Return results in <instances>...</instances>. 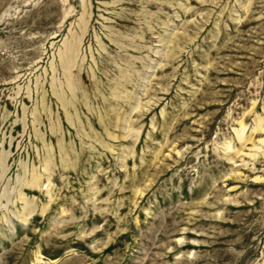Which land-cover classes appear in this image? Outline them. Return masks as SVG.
Returning <instances> with one entry per match:
<instances>
[{"label":"rangeland","instance_id":"obj_1","mask_svg":"<svg viewBox=\"0 0 264 264\" xmlns=\"http://www.w3.org/2000/svg\"><path fill=\"white\" fill-rule=\"evenodd\" d=\"M0 264H264V0H0Z\"/></svg>","mask_w":264,"mask_h":264}]
</instances>
